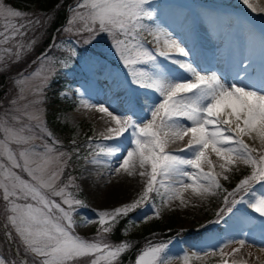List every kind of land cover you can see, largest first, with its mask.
Wrapping results in <instances>:
<instances>
[{
	"label": "rangeland",
	"instance_id": "rangeland-1",
	"mask_svg": "<svg viewBox=\"0 0 264 264\" xmlns=\"http://www.w3.org/2000/svg\"><path fill=\"white\" fill-rule=\"evenodd\" d=\"M197 1L79 0L69 27L78 36L89 31L83 38L94 48L78 50V61L58 54L12 75L13 92L0 117V189L8 216L0 215L1 246L7 243L13 251L11 244L18 250L21 242L37 255L35 264H111L127 244L112 247L83 236L99 224L106 228L116 211L152 191L157 203L135 211L127 232H152L159 216L178 231L150 242L133 264H223L229 251L228 264H264V76L256 66H238L233 75L208 65L217 57L200 46L219 33L229 44L228 28L244 38L252 28L264 33V0H212L205 7ZM143 10L155 19L148 36L136 38L125 26L123 37L111 38L114 29L105 18L113 14L125 23ZM24 14L21 5L0 0V63L20 56L32 41ZM75 21L80 26L74 27ZM96 21L101 23L93 27ZM115 28L122 30L119 23ZM70 41L67 37L66 45ZM242 44L231 49L228 62L243 59ZM143 62L147 68H141ZM99 64L106 75H94ZM83 67L91 69L88 78L59 90L73 107L59 110L54 119L73 128L71 141L85 134L117 141L102 150L78 151L69 161L49 139L42 99L55 70ZM143 73L146 82L136 81ZM179 74L187 89L171 82L173 76L182 78ZM192 94L214 102L213 113L191 103ZM230 98L233 116L224 106ZM128 157L134 160L132 171L117 172ZM247 179L250 187L240 192ZM11 223L17 236L8 229ZM217 224L228 234L210 228ZM2 259L0 254V264Z\"/></svg>",
	"mask_w": 264,
	"mask_h": 264
},
{
	"label": "trees",
	"instance_id": "trees-1",
	"mask_svg": "<svg viewBox=\"0 0 264 264\" xmlns=\"http://www.w3.org/2000/svg\"><path fill=\"white\" fill-rule=\"evenodd\" d=\"M13 6L19 7L21 5L24 9L25 14L23 20L26 22V33L27 31L31 34V43L27 49L20 56L7 60L6 62L0 63V117L3 116L2 112L6 110L7 103L9 102L10 95L13 92L11 88L12 75L16 74L20 70L33 69L37 65L38 54L44 51L46 48L45 56H55L61 51L60 54H67L68 58L78 61L77 50H81L85 47L94 48L91 42L87 41L84 35L89 34V31L85 30L78 36L72 32L70 28L71 13L79 8L76 0H4ZM143 14L136 16L132 21L129 19L125 20V23L120 21L118 16L112 14L103 21L111 25L114 29V34L111 38L123 37L125 34V26L127 30H133L135 36L144 37L151 32L154 23V17L151 11H142ZM80 21H75L74 27H78ZM101 22H95L92 24L93 27L97 26ZM119 23L122 26V30L115 28V24ZM25 24V23H24ZM77 24V25H76ZM123 32V33H122ZM91 33V32H90ZM27 35V34H26ZM70 38L71 41L66 45V38ZM107 40H111L110 38ZM58 45V46H57ZM63 47V48H59ZM76 47V49L74 48ZM104 55L103 53H101ZM113 61V60H112ZM90 69L78 68L72 71L55 70L48 81V85L45 86V94L42 99V103L45 109V117L47 124L51 131V136L55 140V147L64 149V154L67 156L69 161H73L78 151H88L91 148L102 149L109 148L117 141V138H90L87 135H83L74 141H71L72 127L66 123H60L54 119L55 114L61 110L72 107V102L67 98H62L59 95V89L65 82L75 81L78 78H85L89 76ZM96 74L105 73L103 65H97L95 67ZM146 73L139 75L136 79L138 82H146ZM142 78L144 81H142ZM4 127L3 122L0 119V139L1 130ZM4 129V128H3ZM48 137V136H47ZM1 157V156H0ZM2 158V157H1ZM4 160V159H3ZM3 192L0 189V215L4 220L8 219L6 213L2 209V196ZM230 201L225 204L224 208L230 205ZM157 203L156 196L153 192L145 198L133 205L131 208L124 210L119 209L113 216L109 226L104 228L100 224L90 233L83 236L87 240H97L99 242L108 244L110 246H116L120 244H127L125 250L120 253L118 257L114 259L111 264H125L128 261L131 262L134 258L138 249L145 244V242L151 237L165 238L175 232L173 229L172 221H165L161 216L155 220L152 232L146 231L139 235H133L128 233L126 230L127 222L129 217L135 214L139 208L148 205H155ZM4 207V204H3ZM106 214H102L104 217ZM12 223L10 229L14 233ZM214 229L224 231V235L228 234V230L217 225ZM15 236H17L14 233ZM196 235H200L198 232ZM1 239V238H0ZM130 244V247L128 246ZM1 246L0 252L3 254V262L1 264H19V259L15 255L14 251L7 246ZM18 252L27 256L30 264H35L38 261L37 256L34 252H31L27 247L18 242ZM231 252L229 251L224 255V262L227 263L230 259ZM35 256V257H34ZM68 262V263H67ZM66 264H74L73 260H68Z\"/></svg>",
	"mask_w": 264,
	"mask_h": 264
},
{
	"label": "bare ground",
	"instance_id": "bare-ground-1",
	"mask_svg": "<svg viewBox=\"0 0 264 264\" xmlns=\"http://www.w3.org/2000/svg\"><path fill=\"white\" fill-rule=\"evenodd\" d=\"M200 3H201L200 5H202V4L205 5V6L207 5L206 2L203 3V2L200 1ZM259 30H261V29L260 28L259 29L252 28L251 31L247 33V36L245 38H244L245 35L240 36L238 34V32L235 31L234 28H228L227 31L224 32L226 34V36H224V38L225 37L228 38L227 39V43L230 42L231 45H233L232 48H234V47H240L241 45H238V43H243L242 44V46L244 47V49L242 50L243 51L242 52V54H243L242 55L243 56L242 58L243 59L241 60V58L240 59H237L236 58V61H233L236 64H233L232 62L230 63L228 61H224L222 63L220 62V58H219L220 53H228L229 52V49L231 47V46H229L230 44L228 46L224 44V42L222 40V38H223L222 36L223 35H221L222 33L221 34L219 33L220 35L217 36L216 39L210 40V39L204 38L203 40H201L200 41V46L203 49V51L205 52V54H207V55L209 54V56L211 55L213 57H217V58H214V59L212 58L209 62H207L208 65L209 64H213V67H216L218 69L229 70V71L233 72V75H237L238 74V69H237L238 66H240L241 70H245L248 67L254 68L252 66H256V68H254V69H255V71L256 70L258 71L257 72V75H259V77H263L264 76V36H263L264 33L263 32H260ZM220 43H223L224 46L221 45ZM235 50L233 49V51H235ZM259 50H260V52H259ZM230 52H231V54H230V57H231V55H232L233 52H232V50ZM194 53H196V52H194ZM211 56H210V58H211ZM248 58H252L251 62L244 61V60H246ZM197 61H198V59H197ZM239 63H240V65H239ZM229 66L232 67V68L230 69ZM182 67L183 68H187L186 63H184ZM178 70H180V69H178ZM197 70L199 71V69H197ZM198 71H196V73ZM247 74H249V73H247ZM180 76H182V78L177 77V75L175 77L173 76L171 78V82L173 81V83L175 84V86L178 85V88L184 89L188 85V82H186L184 80L182 74ZM250 76H252V75H246L245 77L246 78H249ZM190 86H192V84ZM185 89H187V88H185ZM189 99H190L189 101L191 103H194L195 106L198 107V109H200L201 107H203V109L204 108H209L210 112L213 113V107L216 108V105H215L214 102H212L211 104H206V102L202 101L201 97H199V96H196V95H193L192 94ZM234 100H235L234 98H230L229 101H228V99L225 100L226 103L224 104V106L226 107L227 112H228L227 114L229 116H233L234 115L233 112L230 113V111H231L230 109L232 107H234ZM216 117H219V116H216ZM133 161L134 160H132L130 157L125 158V160L122 161L121 166H120V168L118 169L117 172H122L124 170L126 172H128L129 170L132 171ZM135 181H136V179H134V182Z\"/></svg>",
	"mask_w": 264,
	"mask_h": 264
}]
</instances>
